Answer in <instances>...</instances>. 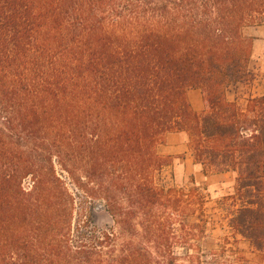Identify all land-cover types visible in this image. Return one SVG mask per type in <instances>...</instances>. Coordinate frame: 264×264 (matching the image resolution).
I'll use <instances>...</instances> for the list:
<instances>
[{
	"label": "trees",
	"instance_id": "trees-1",
	"mask_svg": "<svg viewBox=\"0 0 264 264\" xmlns=\"http://www.w3.org/2000/svg\"><path fill=\"white\" fill-rule=\"evenodd\" d=\"M254 21L264 0H0V264H73L113 246L106 234L72 252L74 203L54 159L122 228L138 216L117 205L127 191L166 208L171 190L145 175L167 164L155 154L167 133L186 134L204 176L237 175L230 227L262 250L264 95L244 108L226 98L254 80L243 35Z\"/></svg>",
	"mask_w": 264,
	"mask_h": 264
},
{
	"label": "rangeland",
	"instance_id": "rangeland-1",
	"mask_svg": "<svg viewBox=\"0 0 264 264\" xmlns=\"http://www.w3.org/2000/svg\"><path fill=\"white\" fill-rule=\"evenodd\" d=\"M254 22L243 29V35L252 40V46L254 39L264 41V22ZM248 27L250 37L244 32ZM250 71L255 75V82L239 84L226 93L229 102L237 101L242 108L249 97H258L262 93L264 42L256 49L251 47ZM166 162L160 171L149 170L145 175V182L153 188L171 190L173 202H167L166 208L151 205L149 198H143V201L139 195L128 191L117 197V205L121 208L137 207L138 216L133 220L134 228L131 229L127 224L123 228L117 225L106 210V203L101 199L88 198L54 159L55 174L74 203L72 229H77L70 234L74 246L72 252L79 250L75 248L78 243L91 246L100 242L106 234H111L115 240L111 247L104 245L81 250L92 252L90 256H70L66 259L73 264H264V248L257 250L252 245L249 247L233 238L231 233L233 229L229 221L236 209L231 196L235 193L237 175L233 173V186L226 188L203 179L198 166L195 175L187 174L184 169H175L178 162L173 159L167 158ZM29 179L32 184L34 179ZM24 187H29L27 180ZM54 203L63 204V201L58 199ZM99 205L101 209L97 208ZM139 221L145 225L154 223V227L158 221L165 222L170 228L162 230L155 227L149 234L138 225ZM127 243L137 248L123 247Z\"/></svg>",
	"mask_w": 264,
	"mask_h": 264
},
{
	"label": "crops",
	"instance_id": "crops-1",
	"mask_svg": "<svg viewBox=\"0 0 264 264\" xmlns=\"http://www.w3.org/2000/svg\"><path fill=\"white\" fill-rule=\"evenodd\" d=\"M245 35L250 37V27L244 30ZM264 41L254 39L252 48L256 49L260 43ZM248 68L250 70V61L248 64ZM255 79V75H254ZM254 82L256 81L253 80ZM264 95V81L262 86V93L258 96ZM187 99L191 105V108L196 113H201L204 109L202 95L199 90H190L187 92ZM155 154L158 156L169 158L177 161L174 168L176 169H184V172L187 174L195 173L196 165L193 163V159L191 157V152L188 147V137L186 134L181 133H167L162 137V142L158 144L155 148ZM195 175H197L195 173ZM203 179L209 181L211 183L219 184L222 187H232L234 183L233 173H224L218 175H210L204 176L202 175ZM231 201V200H230ZM238 206H235L237 208ZM230 228V227H229ZM231 229V228H230ZM233 234V238L237 240H241L245 242L247 246H251L250 242L245 240L242 236L235 233L234 230L231 232Z\"/></svg>",
	"mask_w": 264,
	"mask_h": 264
},
{
	"label": "built area",
	"instance_id": "built-area-1",
	"mask_svg": "<svg viewBox=\"0 0 264 264\" xmlns=\"http://www.w3.org/2000/svg\"><path fill=\"white\" fill-rule=\"evenodd\" d=\"M27 180V185L29 186L28 188H25L24 185H25V181ZM29 177H27L26 179L23 180V184H22V188L25 192H29L31 189H32V184L29 183Z\"/></svg>",
	"mask_w": 264,
	"mask_h": 264
},
{
	"label": "water",
	"instance_id": "water-1",
	"mask_svg": "<svg viewBox=\"0 0 264 264\" xmlns=\"http://www.w3.org/2000/svg\"><path fill=\"white\" fill-rule=\"evenodd\" d=\"M97 208H98V209H101V208H102V206H101V205H99V206H97Z\"/></svg>",
	"mask_w": 264,
	"mask_h": 264
}]
</instances>
